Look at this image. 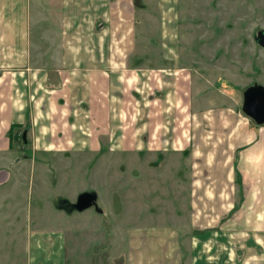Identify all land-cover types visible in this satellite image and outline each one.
Masks as SVG:
<instances>
[{
    "label": "crops",
    "instance_id": "0c3cea01",
    "mask_svg": "<svg viewBox=\"0 0 264 264\" xmlns=\"http://www.w3.org/2000/svg\"><path fill=\"white\" fill-rule=\"evenodd\" d=\"M150 4L161 42L173 48L174 0H0V239L12 264H104L108 253L83 250V237L108 231L100 221L128 238L131 263L132 244L142 249L145 234L159 229L133 236L119 223L131 212L126 199L117 212L109 191L101 197L107 184L97 164L159 152L187 157L190 238L205 243L207 256L235 264L242 250L264 262V124L217 105L223 96L195 70L145 63L137 38ZM91 191L102 212L67 206ZM176 232L162 264H182ZM200 252L191 247L190 264L201 263ZM144 260L140 250L135 261Z\"/></svg>",
    "mask_w": 264,
    "mask_h": 264
},
{
    "label": "rangeland",
    "instance_id": "374dc122",
    "mask_svg": "<svg viewBox=\"0 0 264 264\" xmlns=\"http://www.w3.org/2000/svg\"><path fill=\"white\" fill-rule=\"evenodd\" d=\"M155 1L157 0H151L154 3ZM174 3L176 31L173 48L160 40L161 24L157 7L150 4L144 14V21L139 20L142 27L137 38V49L148 54H144L148 56L145 63L176 65L206 76L212 83L210 88L212 92L214 91L213 95L219 93L223 96L221 101H217V105L232 109L238 114V119L244 118L241 110L242 92L246 87L255 84L264 87V48L255 42L257 31L264 28V0H174ZM167 49H172L176 53L174 61L162 58ZM219 89L231 95L220 93ZM186 158L184 155L179 157L170 152H159L158 156L125 154L102 157L100 159L102 162L97 165L103 168L101 183L107 185L98 188L101 197L106 196L105 192L109 191V197L116 203L117 207L114 208L117 212L121 210L119 202L126 199L125 207L131 212L127 215L130 216L129 219L119 223L130 224L133 227L131 230L133 236L134 230L147 232L148 227L159 229V235L156 233L158 235L156 237L154 230L146 233V238L142 240L146 243L142 249L132 244L133 260L130 263L126 261L125 256L129 253L128 238L117 234L118 231L114 235L109 229L111 228L109 225H113L110 221H100L99 228H106L108 231H101L92 239L83 237L84 255L87 256L89 251L101 253L102 256L103 253H108L110 257L108 259L105 257L104 264H111L107 260H111L112 255L115 258L114 264H138L135 258L142 250L145 257L143 264H156L158 259L159 264H162L168 254L166 244H172V229L178 231L174 241L179 242L182 248V264H190L191 247L199 245L201 247L199 256L202 261L197 264H224L225 255L222 256L220 263L214 261L209 254L207 256L204 242H197L194 237L190 238L193 228L186 213L189 209ZM91 165L92 163L89 167ZM191 191L189 190L190 193ZM94 193L97 196L96 192ZM235 194L238 200L239 192L235 191ZM102 207L95 204V207L90 206L83 210L73 207L71 211L102 212ZM173 207L176 214H183L186 217L181 220L175 216ZM174 218L181 221L178 226H175L177 220ZM88 236L90 237L89 234ZM189 241L192 245H189ZM226 242L228 251H231L234 246L231 238L228 237ZM4 246V241L0 239V264H12L14 256L9 251L5 252ZM253 249H258L257 253L260 254L263 250L254 246ZM243 253L240 250L235 254L238 257L235 264H255L251 263V259L248 261L249 258L246 259ZM245 255H251V252H246Z\"/></svg>",
    "mask_w": 264,
    "mask_h": 264
},
{
    "label": "water",
    "instance_id": "95a60500",
    "mask_svg": "<svg viewBox=\"0 0 264 264\" xmlns=\"http://www.w3.org/2000/svg\"><path fill=\"white\" fill-rule=\"evenodd\" d=\"M255 42L264 48V28L258 30L255 36ZM242 111L246 116L251 118L256 124H264V87L261 85H252L243 93ZM83 198L84 201L81 202ZM94 192H83L78 196L77 203L71 206L78 210H83L92 206L96 202ZM101 212V210H99Z\"/></svg>",
    "mask_w": 264,
    "mask_h": 264
},
{
    "label": "flooded vegetation",
    "instance_id": "af4514ba",
    "mask_svg": "<svg viewBox=\"0 0 264 264\" xmlns=\"http://www.w3.org/2000/svg\"><path fill=\"white\" fill-rule=\"evenodd\" d=\"M248 87H250V86H248ZM248 87H246L245 88V90L248 88ZM251 87H252V85H251ZM244 90V91H245ZM244 91L242 92V102H243V93H244ZM241 110H242V106H241ZM243 112V111H242ZM244 113V112H243ZM84 199L85 198H83L82 200H80L81 202H83L84 201ZM77 201H78V198H77V200H76V202L75 203H77ZM75 203H73V204H75ZM96 204V203H95ZM95 204H93L92 206H94L95 207ZM70 208H72V207H70ZM87 208H89V207H87ZM86 209V208H85ZM100 212V211H99Z\"/></svg>",
    "mask_w": 264,
    "mask_h": 264
},
{
    "label": "trees",
    "instance_id": "16d2710c",
    "mask_svg": "<svg viewBox=\"0 0 264 264\" xmlns=\"http://www.w3.org/2000/svg\"><path fill=\"white\" fill-rule=\"evenodd\" d=\"M67 206H68V207H71V206H73V204H68Z\"/></svg>",
    "mask_w": 264,
    "mask_h": 264
}]
</instances>
